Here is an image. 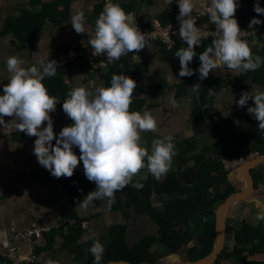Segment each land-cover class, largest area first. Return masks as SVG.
I'll use <instances>...</instances> for the list:
<instances>
[{
    "label": "crops",
    "instance_id": "0c3cea01",
    "mask_svg": "<svg viewBox=\"0 0 264 264\" xmlns=\"http://www.w3.org/2000/svg\"><path fill=\"white\" fill-rule=\"evenodd\" d=\"M250 1L253 4L257 2ZM130 2L136 4L129 13H135L136 23L141 31L149 30L151 21L165 14L173 6L178 7V0H122L118 4L126 5ZM258 2L260 7L264 8V0ZM46 6L49 13L43 20L39 16L37 19L35 14L45 10ZM203 7L202 3L201 10H194L192 16L199 15V26L202 28L215 27ZM102 10V0H0V95L3 94V86L9 82L10 74L6 68L9 56L18 55L25 61L23 67L36 66L38 69L41 67V61L58 62L67 51L90 46L88 41L94 36L95 21ZM78 12H83L85 16V33L81 34L75 32L70 22L71 17ZM35 20L38 21L35 28L38 37L31 42H22L18 34H30L28 29ZM243 40L249 43L253 56H256L253 52L255 48L264 49V32ZM205 42L208 43L203 42L198 46L205 45L207 48L212 43ZM163 49L161 45H150V49L146 46L134 53L124 68L126 76L139 78L143 91H134L133 98L144 99L145 103L140 112L151 110L158 122L156 133L142 134L145 146L150 150L154 139L173 137L176 155L173 157L171 169L160 181L168 174L178 171L177 155L186 147V140L195 136L192 113L201 107L199 98L204 90L201 82H192L191 77H180L179 58L170 60V55ZM191 63L189 67L192 69ZM58 66L62 68V83L71 90L83 86L95 93L97 87L110 85L102 76L106 72L91 73L88 67L84 72L72 64ZM210 73L213 77L228 80L229 83L211 101L209 120L219 123L223 129L250 127L256 121L254 116L247 112V108L252 106L248 102L244 107H239L238 101L243 92L264 91V84L255 82L253 75H248V72L233 71L227 67ZM195 84L200 85L198 91L192 90ZM146 87L153 88L154 94L162 90V94L151 98L145 92ZM50 116L54 134L58 137L62 128L69 126L71 119L63 112L60 103ZM4 121L5 125H0V264L5 252L12 247L18 248V254L23 259L32 256V264H46L49 258L58 260L60 264H86L91 256L89 249L95 240H99L104 246L103 259L106 257V246L111 242L110 230L113 227H125L123 232L119 231V237L123 238L128 249L138 245L146 237L158 238L157 222L150 215L139 213L134 207L118 209L116 196L110 208L106 199L93 201L87 208L80 206L83 199L96 190L95 183L90 182L84 175L82 161L71 178L57 179L49 176L46 179L44 168L39 165L33 154L37 137H29L24 132H19L15 117H4ZM209 125L203 127L202 135L195 137L197 150L192 154L201 153L203 149L214 145L215 138ZM46 126L45 122L42 127ZM244 144L248 146V140H244ZM192 154H188V157ZM209 156L215 158V154L207 152V157ZM223 159L221 158L222 162ZM192 164L193 161L190 160V165ZM150 176L152 177L147 173V169H144L139 176L133 177V181H144ZM232 176L229 174V178ZM40 178L46 180L41 181ZM239 185L243 186V181L240 180ZM216 188L218 189L213 187L211 191L216 193ZM167 199L165 193H154L151 203L163 210ZM238 207H241L240 211ZM244 207L242 201L234 204L229 209L231 219L240 215V220L234 219L239 226L244 219L252 225H264L262 220L256 219L257 212L254 207ZM242 208L245 210L242 211ZM76 219H80L81 224L79 233L73 234L67 225L75 226ZM35 223L48 226L50 231L40 237L28 236L29 229ZM52 230L55 231L54 234L50 233ZM151 245L149 251L160 264L191 262L182 250L166 254L165 246L158 241ZM229 260L231 261L223 258L221 264H229Z\"/></svg>",
    "mask_w": 264,
    "mask_h": 264
},
{
    "label": "clouds",
    "instance_id": "9594fccd",
    "mask_svg": "<svg viewBox=\"0 0 264 264\" xmlns=\"http://www.w3.org/2000/svg\"><path fill=\"white\" fill-rule=\"evenodd\" d=\"M202 3L203 11L215 24L216 31L212 32L215 39L199 54L200 66L195 70L199 79L204 80L213 70L224 67L239 72L258 70L264 59L253 56L249 43L240 38L241 29L235 18L240 6L238 0H178L179 37L187 44L175 52L179 58V76L194 75L189 64L197 55L194 48L200 45L203 32L196 26L192 13L200 11ZM253 10L264 14L258 0ZM70 22L77 34L85 33L83 12L73 15ZM261 23L253 17L249 27ZM147 37L148 34L138 28L135 13L126 12L118 3L108 2L95 21L94 36L88 44L93 49V56L106 54L108 63H112L128 53H138L146 46L150 49ZM40 63L39 69L36 66L23 67L25 61L20 56L7 58L6 68L10 76L0 95V125H5L4 117H15L19 132L37 137L33 154L39 165L54 178H71L82 161L84 175L95 183L96 190L90 192L80 206L87 208L93 201L106 199L110 208L115 201V193L132 183L133 177L139 176L142 170L147 169V173L157 180L169 172L176 155L173 137L154 139L150 150L145 146L142 134L156 133L158 122L149 109L130 111L137 88L135 80L125 74H113L110 86L97 87L95 93L83 86L70 90L62 109L73 123L63 127L57 137L50 113L55 112L60 102L49 94L43 81L56 75L58 64L55 60ZM199 88L200 85L195 84L192 90L198 91ZM249 100H253L255 106L248 107L247 112L254 116L258 128L264 131V91L241 93L238 106L244 107ZM45 122L47 126L42 127ZM74 146L79 149V156L73 151ZM132 186L143 188L139 182ZM258 219H264V214ZM89 251L94 257L93 264H101L104 254L102 243L95 240ZM46 264L60 262L49 258Z\"/></svg>",
    "mask_w": 264,
    "mask_h": 264
},
{
    "label": "trees",
    "instance_id": "16d2710c",
    "mask_svg": "<svg viewBox=\"0 0 264 264\" xmlns=\"http://www.w3.org/2000/svg\"><path fill=\"white\" fill-rule=\"evenodd\" d=\"M239 5L235 18L238 20L240 29H247L249 26L247 21L248 12L254 11V4L250 0H242V3ZM121 6L126 12H130L136 4L130 2L123 5L122 3ZM44 9L48 10V7L46 6ZM45 10L35 14V17L38 19L39 16L43 20L49 13V11ZM178 15V7L173 6L172 9L166 11L165 14L157 19H160L163 23H168L177 20ZM33 22L35 23H31L28 29V33L30 34H18L22 42H31L38 37L35 33L38 21L35 20ZM179 44L173 49H167L163 46L164 52L170 55V60L176 57L175 52L180 47H187L185 42H183L182 46H179ZM205 50V45L194 48L197 55L191 63L194 75L191 76L190 80L192 82H201L204 90L199 98L201 107H198L192 113L195 136L186 140V147L177 155L179 162L178 171L168 174L162 181L155 179L153 176L148 177L144 181H132V183L115 194L118 209L134 207L139 213H146L157 222L159 228L158 238L152 239L146 237L138 245L128 249L123 238L119 237V231L123 232L125 227H113L110 230L111 242L106 246V257L101 260V264L119 260L134 264H160L159 260L154 258V254H151L149 251L150 246H152L151 244L157 241L165 246L166 254L177 253L187 247L186 254L190 261L208 255L213 250L216 242L215 212L219 206L218 203H222L230 194L237 191L234 183L238 178H229L231 171H226L221 158L225 157L229 161H235L247 157L250 154L264 153V131L258 128L257 121H254L250 127L246 126L232 130L223 129L219 123L209 120L211 101L229 82L223 78L213 77L211 73H209L208 78L204 80L199 79V73L195 72V70L200 66L199 54ZM253 52L264 59L263 48L257 47ZM134 53H128L126 56H122L120 60L112 62L108 71L102 75L108 84H110L113 74H124V68L128 65ZM170 53H173V55ZM77 67L80 71H87V67L81 58L79 59ZM249 73L253 75L255 82L264 84V64L254 72L249 71L248 75ZM130 77L137 84V88L134 91H143L140 87L139 78L136 76ZM43 83L47 87L49 94L55 96L62 105L63 101L67 98V93L71 90L62 83V68L58 66L56 75L51 78L46 77ZM210 91L212 94H210ZM145 92L151 98L158 97L162 94V90L157 94L152 93L153 88L151 87H146ZM248 102H250L252 107L255 106L254 102ZM144 103V99L133 98L130 111H141ZM72 123L73 121L70 120L69 126ZM207 124H210L209 126L212 129L215 143L203 149L201 153L192 154L197 150L195 137L204 133L203 127ZM244 140H248V146H245ZM53 145H55V141ZM73 151L77 156L80 155L77 147L74 146ZM207 152L215 154V158L213 159L211 156L207 157ZM188 154L192 155L188 157ZM190 160L193 161L192 165H190ZM252 174L255 181V188L257 189L258 185L264 182V164L255 168ZM49 176H51L50 172L44 168V177L47 179ZM46 179L40 178L41 181ZM136 182L143 184V188L137 189L133 187L132 184ZM213 187H218L216 193L211 191ZM154 193L167 194L168 199L164 204L165 209L160 210L152 205L151 197ZM232 220L231 218L227 220V233L232 234L236 242L233 253L234 261H239L242 264H264V260L249 259L251 256L264 253V225L262 223L252 225L244 219L239 226L237 223L234 224ZM80 224L81 220L76 219L75 226H67L71 232L73 231V234H78ZM50 233L54 234L55 231L52 230ZM78 249L81 250L80 247ZM225 252L226 250H223L218 259L211 264H221L222 259L227 257V253ZM77 261L80 262V260ZM93 262L94 257L91 255L86 264H93Z\"/></svg>",
    "mask_w": 264,
    "mask_h": 264
},
{
    "label": "built area",
    "instance_id": "2783aa9c",
    "mask_svg": "<svg viewBox=\"0 0 264 264\" xmlns=\"http://www.w3.org/2000/svg\"><path fill=\"white\" fill-rule=\"evenodd\" d=\"M120 1L122 0H102V3L104 7V5L108 2L119 3ZM238 3L241 4V0H238ZM253 17L261 20L262 23L260 25L252 26L251 28L248 26L247 29H241V39L260 35L264 32V14H257L254 11H249L247 16L248 25ZM193 18L197 21L196 26L200 27L199 15H193ZM179 27L180 24L178 20L163 23L160 19L155 18L151 21L149 30L140 31L142 33L148 34L147 38L150 45L160 44L161 46H165L167 49H173L179 43H183V41L179 37ZM204 30L205 31H203L202 28L203 34L201 37L200 44L205 41H212L213 39H215V35L212 33L216 31L215 27L207 29L204 28ZM80 58L83 59L86 67H88L90 72L95 74L107 72L112 64L108 63L106 54L93 56V49L91 48V46L67 51L60 57L57 64L61 66H66L68 64L77 66ZM223 163L225 165V168L228 170L234 169L238 165L239 161L230 162L224 158ZM49 231L50 228L48 226L35 223L29 229L28 236L34 235L36 237H40L43 233ZM3 258L4 259L2 260V264H32L34 262V258L32 256L28 257L27 259H23L18 254L17 247L10 248L7 252H5Z\"/></svg>",
    "mask_w": 264,
    "mask_h": 264
},
{
    "label": "water",
    "instance_id": "95a60500",
    "mask_svg": "<svg viewBox=\"0 0 264 264\" xmlns=\"http://www.w3.org/2000/svg\"><path fill=\"white\" fill-rule=\"evenodd\" d=\"M264 164V153L258 154L254 158L249 159L239 167V176L246 180V185L243 189L230 194L216 209L215 223H216V242L213 250L206 256L191 261L189 264H211L222 253L225 247L227 237V214L229 209L237 202L244 199H249L255 191V181L252 176V169L258 165ZM232 176L233 173H230ZM240 178V179H241ZM106 264H134L128 261H108Z\"/></svg>",
    "mask_w": 264,
    "mask_h": 264
},
{
    "label": "rangeland",
    "instance_id": "374dc122",
    "mask_svg": "<svg viewBox=\"0 0 264 264\" xmlns=\"http://www.w3.org/2000/svg\"><path fill=\"white\" fill-rule=\"evenodd\" d=\"M246 124L248 125V121L246 122ZM244 137H245V135H244ZM255 156L256 155L254 154V155H250L247 158L245 157L244 159L239 160L238 165H241V164L245 163L246 161H248L249 159L254 158ZM238 165L234 169H228V171H231V173H233L232 179L238 178V180L234 183V186L237 189V191L238 190H241L246 185V182H245L246 180H244L243 178H241L239 176V173H240L239 167L240 166H238ZM240 180L243 181V183H244L243 186H240L239 185ZM215 191H217V190H215ZM261 197H262V199H261ZM257 200L259 201L258 203L256 202ZM240 203H241V201H240ZM220 204L221 203H218V205H220ZM242 205H244L246 207V209L248 207H254V211L257 212V214H255V212H254L256 219L261 214H264V182H261V184L258 185L257 191L254 194H252V196H250L249 199L242 200ZM244 208H242V211L245 210ZM240 210H241V207H238V211H240ZM229 218H231V216H229V212H228V214H227V220H229ZM234 219H236L238 221V220L241 219V216L238 215ZM233 220H232V222L235 224L236 223V220L235 221H233ZM260 220H262L263 223H264V219H260ZM235 245H236V242H235L234 236L232 234H228L227 233L225 247H224V250H226L225 253H227V257H224V258L231 259V261L230 260L228 261L229 264H242L239 261H234L235 259L233 258V253H234ZM186 249H187V247H185V249L183 248L182 253H185L186 254V252H187ZM244 254H246V252H244ZM249 259L250 260H264V253L258 254V255H255V256H251V257H249Z\"/></svg>",
    "mask_w": 264,
    "mask_h": 264
},
{
    "label": "flooded vegetation",
    "instance_id": "af4514ba",
    "mask_svg": "<svg viewBox=\"0 0 264 264\" xmlns=\"http://www.w3.org/2000/svg\"><path fill=\"white\" fill-rule=\"evenodd\" d=\"M251 155V154H250ZM249 155V156H250ZM255 155H258L257 153H255ZM248 157V156H247ZM222 158H225V157H222ZM226 159V158H225ZM226 160H228V159H226ZM229 161V160H228ZM235 161H239V160H235ZM230 162H233V161H230ZM244 164V163H243ZM242 165V164H241ZM241 165H239V166H241ZM259 166H261V165H258V166H256V167H254L253 169H252V171L255 169V168H258ZM231 173V172H230ZM229 173V174H230ZM252 176H253V174H252ZM254 178V177H253ZM243 189V188H242ZM239 191V190H238ZM257 191V189L255 188V191H254V193ZM237 192V191H236ZM253 193V194H254ZM240 202V201H239ZM236 204V203H235Z\"/></svg>",
    "mask_w": 264,
    "mask_h": 264
}]
</instances>
